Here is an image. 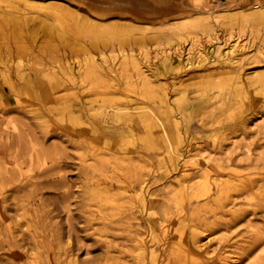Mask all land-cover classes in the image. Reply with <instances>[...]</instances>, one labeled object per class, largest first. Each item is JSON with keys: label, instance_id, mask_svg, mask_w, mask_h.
I'll use <instances>...</instances> for the list:
<instances>
[{"label": "bare ground", "instance_id": "6f19581e", "mask_svg": "<svg viewBox=\"0 0 264 264\" xmlns=\"http://www.w3.org/2000/svg\"><path fill=\"white\" fill-rule=\"evenodd\" d=\"M224 1L0 0V89L8 88L6 99L25 98L43 113L58 116L51 124L42 121V126L33 125L34 131L41 129V135L27 126L19 130L9 118L0 122V197L4 190L12 189L16 174L22 175L20 169L10 170L15 164L2 140L14 136L16 144L32 143L44 138L51 125L54 131L69 135L79 158L85 163L91 161L86 164L88 169L93 163L123 165L127 173L143 167L151 176L150 171L158 166L173 171L187 164L199 167L209 162L221 171L220 161L211 158L201 143L191 150L198 149V153L184 155L186 138L204 129V125L191 124L187 117L204 107L213 111L241 93L244 73L240 65L250 52L245 49L249 42L239 44L235 39L222 48L214 28L220 14L237 10V18L248 23L259 21L264 12L263 0ZM254 83L258 85L254 95L261 96L264 76ZM0 100H5L2 92ZM46 104L55 107L45 108ZM36 111L34 119L40 120L43 113ZM60 122L65 124L60 126ZM244 148V157L249 158L250 150L246 145ZM61 154L56 145H49L40 148L36 158L44 163L47 155L56 158ZM54 169L43 171L39 177L55 176L50 173ZM85 172L91 179L90 171ZM54 182L60 187L66 185ZM211 182L217 188L214 194L218 204L236 186L229 174L217 173L212 179L205 171L190 178L182 173L169 194L185 192L197 198L199 193L212 190ZM149 187L141 181L138 191L126 196L91 183L87 201L105 198L111 205L103 209L110 216L127 204L130 210L137 208L145 231L129 212L123 229L128 244L110 242L103 237L106 229L94 230L93 213L89 212L92 232L88 235L102 238L89 246L82 240L86 236L69 220L66 226L55 224L51 237L67 247L62 261L55 264H165L167 250L161 242L168 227L165 229L156 218ZM61 198L66 196L61 194ZM3 202L1 199L0 205ZM188 220H192L191 215H184L182 221ZM131 221L136 223L132 226ZM214 223L228 231L227 220L216 219ZM5 241L12 257L22 255L21 245L11 244L10 238ZM80 250L83 257L78 254ZM45 264L53 263L45 260Z\"/></svg>", "mask_w": 264, "mask_h": 264}, {"label": "rangeland", "instance_id": "374dc122", "mask_svg": "<svg viewBox=\"0 0 264 264\" xmlns=\"http://www.w3.org/2000/svg\"><path fill=\"white\" fill-rule=\"evenodd\" d=\"M214 28L222 48L235 39L239 44L249 42L245 49L250 52L240 65L244 73L241 93L213 111L204 107L187 117L191 124L204 125V129L199 134L186 136L188 145L183 152L185 156L196 154L198 149L191 150L201 143L205 146L204 150L211 153V158L220 161L222 170L216 171L209 162L199 167L187 164L173 171L158 166L150 171L151 176L149 170L143 167L133 168L131 173H127L123 165L93 163L94 167L88 169L86 164L91 161L85 163L79 158L80 155L69 142V135L61 130L54 131V125H51L44 138L39 137L32 143L19 145L15 143L14 136L6 141L4 138L1 143L6 142L9 158L15 164L10 170L20 169L22 175L16 174L18 178L15 177L12 189L4 190L0 197L4 201L0 205L4 207L0 209V264H45V260L53 264L61 262L67 247L64 242L51 237V230L55 224L66 226L67 220L77 228L78 233L86 236L82 237L84 243L92 246L102 238L88 235L92 232L88 221L89 212L93 213L91 223L94 230L106 229L107 232L101 234L103 236L105 233L104 238L116 244H128L127 233L123 231L126 214L130 212L137 217L145 231L144 223L139 221L137 208L131 207L130 210L127 204L116 215L110 216L103 209L111 205L105 198L91 203L86 198L91 183L128 196L138 191L141 181L148 183L150 193H153L156 218L165 229L168 227L161 242L162 248L167 250L165 264H264V92L261 96L253 93L258 89L254 79L264 76V12L259 21L248 23L237 18V10L224 12L220 14ZM199 36L204 43L203 33L199 32ZM259 49L260 53L257 52ZM0 92L5 98L0 100V122L9 118L19 130L25 129V126L33 130V125L42 126V121L51 124L58 118L54 113L38 110L39 106L25 98L17 101L11 97L6 99V86ZM44 107L55 106L46 104ZM35 111L43 113L39 114L42 116L40 120L34 119ZM63 124L65 122L59 125ZM40 131L38 128L33 130L41 135ZM38 134L35 136L38 137ZM49 145H56L62 154L56 158L47 155L44 163H41V158H36V152ZM245 145L250 150L249 158L244 157ZM29 155L32 161H29ZM53 167L55 169L50 173L55 176L39 177L43 171ZM85 170L90 171L91 179L86 177ZM203 171L212 179L217 173L232 175L236 183L235 190L223 197L219 204L214 194L217 188L212 182V190L199 193L197 198L185 192L169 194L174 189V181L182 173L190 178ZM152 175L155 177L152 178ZM54 181L66 182V185L60 187ZM16 188L19 190L14 191ZM61 194L66 196L65 200ZM186 214L191 215L192 220L182 221ZM216 219L228 221L227 232L223 226L214 223ZM131 222L132 226L136 223ZM111 233L115 234L114 237ZM6 238H10L11 244L15 242L22 246V255H10L11 248L5 245ZM12 248L20 254L16 246ZM78 254L84 256L82 250Z\"/></svg>", "mask_w": 264, "mask_h": 264}]
</instances>
